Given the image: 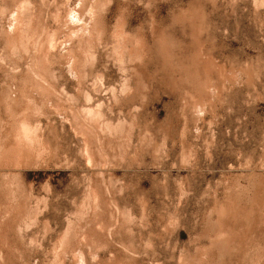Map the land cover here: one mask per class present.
Listing matches in <instances>:
<instances>
[{
  "label": "rangeland",
  "instance_id": "rangeland-1",
  "mask_svg": "<svg viewBox=\"0 0 264 264\" xmlns=\"http://www.w3.org/2000/svg\"><path fill=\"white\" fill-rule=\"evenodd\" d=\"M0 264H264V0H0Z\"/></svg>",
  "mask_w": 264,
  "mask_h": 264
}]
</instances>
